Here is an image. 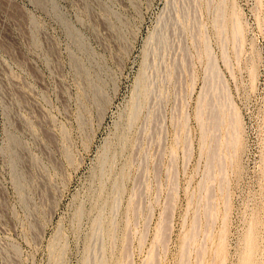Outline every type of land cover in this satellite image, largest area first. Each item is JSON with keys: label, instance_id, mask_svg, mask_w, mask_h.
Returning a JSON list of instances; mask_svg holds the SVG:
<instances>
[{"label": "rangeland", "instance_id": "rangeland-1", "mask_svg": "<svg viewBox=\"0 0 264 264\" xmlns=\"http://www.w3.org/2000/svg\"><path fill=\"white\" fill-rule=\"evenodd\" d=\"M0 264H264V0H0Z\"/></svg>", "mask_w": 264, "mask_h": 264}]
</instances>
